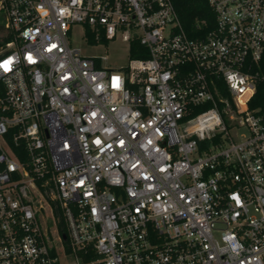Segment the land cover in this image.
<instances>
[{
	"label": "built area",
	"instance_id": "2783aa9c",
	"mask_svg": "<svg viewBox=\"0 0 264 264\" xmlns=\"http://www.w3.org/2000/svg\"><path fill=\"white\" fill-rule=\"evenodd\" d=\"M208 1L193 35L173 0H0V264H264V0Z\"/></svg>",
	"mask_w": 264,
	"mask_h": 264
},
{
	"label": "rangeland",
	"instance_id": "374dc122",
	"mask_svg": "<svg viewBox=\"0 0 264 264\" xmlns=\"http://www.w3.org/2000/svg\"><path fill=\"white\" fill-rule=\"evenodd\" d=\"M4 32L0 26V45L3 47L7 41V39L4 38ZM71 40L73 45L79 46L84 54L101 57L103 64L106 66L119 67L128 64V45L126 42L122 41L121 38L103 44L91 45L84 40L83 28L77 26L75 34L71 37ZM247 133V128L242 127L237 129L236 132H233V136H235L236 139H243L244 135H247ZM48 224L54 229L55 226L51 217H49Z\"/></svg>",
	"mask_w": 264,
	"mask_h": 264
},
{
	"label": "trees",
	"instance_id": "16d2710c",
	"mask_svg": "<svg viewBox=\"0 0 264 264\" xmlns=\"http://www.w3.org/2000/svg\"><path fill=\"white\" fill-rule=\"evenodd\" d=\"M176 11L182 20L186 30L194 35L196 23L199 20H207L211 26L214 20V12L208 0H173ZM3 15H0V26ZM136 54L135 50L131 51V56ZM264 65V57L262 60ZM264 103V82L259 85V90L255 98L251 101V107H257Z\"/></svg>",
	"mask_w": 264,
	"mask_h": 264
}]
</instances>
